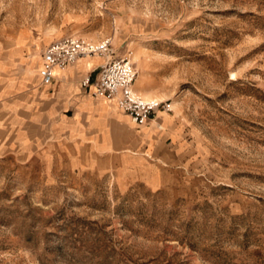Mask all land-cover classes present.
I'll return each mask as SVG.
<instances>
[{
	"label": "rangeland",
	"instance_id": "1",
	"mask_svg": "<svg viewBox=\"0 0 264 264\" xmlns=\"http://www.w3.org/2000/svg\"><path fill=\"white\" fill-rule=\"evenodd\" d=\"M69 35L128 56L161 132L82 170L0 143V264H264V0H0V91Z\"/></svg>",
	"mask_w": 264,
	"mask_h": 264
},
{
	"label": "crops",
	"instance_id": "2",
	"mask_svg": "<svg viewBox=\"0 0 264 264\" xmlns=\"http://www.w3.org/2000/svg\"><path fill=\"white\" fill-rule=\"evenodd\" d=\"M89 57L80 56L55 71L47 84L41 82L38 71L33 82H9L0 91L6 100L4 110L16 113L24 106L25 125L12 131L0 127V143L23 141L43 154L56 151L66 157L69 167L82 170L109 161L113 151L120 154L123 167L129 159L124 156L126 150L137 154L130 146L137 145L141 133L161 132L150 123L157 125L161 118L137 124L115 100L94 96L91 87L81 85V79L94 75L104 61L101 54Z\"/></svg>",
	"mask_w": 264,
	"mask_h": 264
},
{
	"label": "built area",
	"instance_id": "3",
	"mask_svg": "<svg viewBox=\"0 0 264 264\" xmlns=\"http://www.w3.org/2000/svg\"><path fill=\"white\" fill-rule=\"evenodd\" d=\"M108 43H92L76 36H65L51 41L42 51L38 74L42 83H49L54 77V68H64L70 62L85 54L106 55ZM136 70L128 56L106 58L95 74L81 79L83 87H91L94 96L113 99L137 124H143L155 117L160 103L147 99L134 89Z\"/></svg>",
	"mask_w": 264,
	"mask_h": 264
},
{
	"label": "bare ground",
	"instance_id": "4",
	"mask_svg": "<svg viewBox=\"0 0 264 264\" xmlns=\"http://www.w3.org/2000/svg\"><path fill=\"white\" fill-rule=\"evenodd\" d=\"M40 60H41V59H40ZM40 65H41V64L39 63V67H40ZM39 67H38V68H39ZM64 68H65V67H64ZM64 68L55 67V68H54V72L57 71V70H63ZM30 70H31V69H30ZM155 101H157V100H155ZM148 120H151V119H148ZM148 120H147V121H148Z\"/></svg>",
	"mask_w": 264,
	"mask_h": 264
}]
</instances>
